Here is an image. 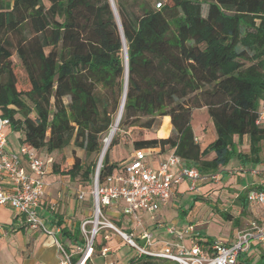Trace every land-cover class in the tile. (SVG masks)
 I'll use <instances>...</instances> for the list:
<instances>
[{"label":"trees","instance_id":"trees-1","mask_svg":"<svg viewBox=\"0 0 264 264\" xmlns=\"http://www.w3.org/2000/svg\"><path fill=\"white\" fill-rule=\"evenodd\" d=\"M160 3L156 8L150 0H0V115L9 120L8 139L17 134L21 147L52 160V175L78 180L91 194L98 163L85 164L76 152L101 154V141L124 102L100 183L126 163L110 161L123 128L153 135L135 140L133 154L175 153L203 176L223 173L234 158L243 165L264 164V123L257 125L264 105V0ZM15 54L28 88L19 86ZM202 108L216 133L206 147L195 142L192 129L193 111ZM165 117L172 133L160 138L171 127L162 125ZM245 138L249 153L241 151ZM70 147L74 162L61 169L53 156ZM250 189L239 196L240 214L249 208ZM221 215L239 224L231 211ZM106 233L95 237L86 264H98L95 258L111 248ZM74 235L75 242L85 243L80 226ZM125 245L137 253L124 264H178ZM263 247L254 243L239 264H264Z\"/></svg>","mask_w":264,"mask_h":264},{"label":"built area","instance_id":"built-area-1","mask_svg":"<svg viewBox=\"0 0 264 264\" xmlns=\"http://www.w3.org/2000/svg\"><path fill=\"white\" fill-rule=\"evenodd\" d=\"M160 6L161 3H158L157 7ZM263 123L264 105L257 125ZM8 125L9 120L0 115V210L9 208L17 213L22 227L40 230L49 237H54L55 244L63 254L60 264H84L92 257L95 237L103 229H112L142 254L178 264H239L242 254L248 252L254 243L264 244V164L253 166L248 171L241 168L242 173L249 174L254 179V183L248 185L251 189L247 193V200L249 205L260 210L261 216L246 229L239 231L231 243L215 238L209 243L200 244L195 227L189 226L178 233V243L167 242L161 251L150 249L154 244L153 235L147 229H144L141 239L149 249L138 244L133 234L124 233L106 217L107 209L123 206L124 214L137 226L143 227L141 216L148 214L156 221L160 205L171 200L175 187L187 183L190 191H197L200 182H220L223 176L222 172L203 176L175 153H170L158 167L153 168L146 160V153L136 152L130 162L124 164L120 171H116L103 183L99 181L102 165L97 169L91 192L94 214L81 224L85 243L78 245L76 251L70 252L56 238V235L61 233V228L49 226L40 216L47 187L45 179L52 171V160L41 157L27 147H21L19 153L9 152L6 149ZM195 142L201 144L198 138H195ZM85 194L79 193L78 199L83 200ZM168 232L175 234V229L169 228ZM188 239L191 241L190 245L185 242ZM109 251L110 249H103L102 255L106 256ZM77 255L80 256L79 260L74 263L72 259Z\"/></svg>","mask_w":264,"mask_h":264},{"label":"rangeland","instance_id":"rangeland-1","mask_svg":"<svg viewBox=\"0 0 264 264\" xmlns=\"http://www.w3.org/2000/svg\"><path fill=\"white\" fill-rule=\"evenodd\" d=\"M150 1L156 8L157 4L162 2V0ZM132 10L136 11L135 9ZM207 10L208 6L205 5L203 7L204 16H206ZM12 59L15 70L17 71L19 86L22 88H28L29 80L21 59L16 54ZM118 116H115V121L111 130H113ZM192 129L196 138L201 141L202 147H206L216 139L215 126L206 108L193 111ZM118 130L119 128H117L116 131ZM152 132H157V129L154 128ZM119 133L121 135L120 144L110 151V158H113L114 160H119L122 154H125V156L128 157L130 153L133 152V142L135 140L139 138L149 139L153 136L151 134L137 135V132L131 133L130 130H127L126 128L121 129V132ZM10 141L13 145L9 144L8 139L7 150L14 151V143L20 146L17 134H11ZM235 141H239L238 136L235 137ZM101 144L102 147L105 148L104 140L101 141ZM110 144L111 142L109 143L106 152L108 151ZM249 146V139L245 138L244 144L241 146V151L249 153ZM72 150L73 148L70 147L61 153L54 154L53 157L55 158V161L60 164L61 169H66L73 164L74 158ZM43 154H45V152H43ZM76 155L85 164H90L91 162H97L99 164L101 157V154L88 155L84 150H77ZM161 156L164 155L147 154L146 160L151 167L156 168L159 164V157ZM262 157H264V152L262 153ZM252 167L253 166L251 165H243L237 158H234L225 167V171L222 173L224 178L222 181L201 184V187H199L197 191H190L187 183L182 184L180 186L181 196L176 200L171 199L169 201L170 203L168 202L171 206L165 210L160 209L159 211L160 214H162L159 221L162 223L158 222L164 224V226L162 228H157L154 221H152V225H149L150 223H145L146 226H150L148 231L153 234L152 240L156 242L157 238L163 237L166 241H177V235L180 231L189 226H193L196 229V233L200 235V238L203 241L208 238L232 241L239 231L246 229L250 223L256 221L259 217L260 211L257 207L251 205H249V208L245 213L240 214L242 206L240 204L239 196L247 191L246 189L248 188L249 182L253 180L251 175H245L242 173L241 168L248 171ZM45 182L50 185L51 191L54 192L53 196L56 200H64L65 198L67 201L69 200L72 202L71 208H76L78 213L77 216L80 219L83 218L86 221L93 217L92 195L86 188L83 189V187H81L82 185L78 180L73 181L67 177H58L53 174V176L46 178ZM78 191H83L88 194H85V200H79L76 198L79 195L77 193ZM224 211H231L234 215L233 217H238L239 224L235 225L233 222L225 220L221 215ZM105 214L108 219L112 218L111 214H108L107 211H105ZM17 217V213L13 210H8V212H2L0 214V220L4 219L7 223V225L3 226L6 227V231L8 232L7 235L1 234L0 232V264H46L39 256V249L45 245V239L49 236L40 230L38 232L42 234L38 235H36L38 232H35L34 230L29 231L27 236L22 232L14 233L11 224L14 219H17ZM41 218L44 220L42 216ZM8 219H11V221H8ZM123 219L125 222L128 221L130 226H137L135 222L130 220V218L124 214V212ZM175 220H178V222L176 223ZM169 228L175 229V234L169 233ZM140 229L139 226L136 227V231L139 232ZM106 234L110 239L108 241L111 251H109L107 256H102L100 258L96 257V263L109 264L111 262H123L126 261V258L129 259L131 256L136 255V250L126 246L125 243H127V241L120 235L116 234L112 229H107ZM38 237L40 240L35 243ZM80 237V239H82L84 236L82 235ZM135 241L144 246L142 241L140 243L137 239H135ZM187 242L188 243L186 244L190 245V239H188ZM158 246V248H161L164 246V242L159 243ZM70 250L76 251V249L69 248V251ZM60 255L63 256L61 252Z\"/></svg>","mask_w":264,"mask_h":264},{"label":"crops","instance_id":"crops-1","mask_svg":"<svg viewBox=\"0 0 264 264\" xmlns=\"http://www.w3.org/2000/svg\"><path fill=\"white\" fill-rule=\"evenodd\" d=\"M165 122H168L171 127H170L169 133H168V135L166 137H160L158 135V132H157V136L160 137V138H167L172 133V124H171L170 117H165L163 119V124ZM9 144L13 145L11 143L10 139H9ZM14 145H15V147H14L15 150L14 151H9L8 150V151L11 152V153H19L21 146L15 144V143H14ZM158 155H164V156L159 157L158 162L160 164V162L164 161L168 157L169 154L168 153H163V154H158ZM133 156H134L133 152L130 153V155L128 157H126L125 154H122L120 156L119 160H114L113 158H110V161L111 162H116V161H122V160L126 159V163L125 164H127L128 162H130V160L133 158ZM159 164H158V166H159ZM27 170L29 171L28 167H27ZM223 171H225V169H223ZM51 176H53V175L50 172V174H48V176L46 178H49ZM205 183L207 184L208 181L200 182L199 187H201V184L203 185ZM252 183H254V179L249 182V184H252ZM180 186H177V187L174 188L173 196L171 198L172 200L173 199L176 200V199H178L181 196ZM82 192L83 191H78L77 193L79 194V193H82ZM53 195H54V192L51 191L50 185L47 184L45 195H44V198L42 200V207L40 209V215L44 218V221L49 226H51V227H60L61 228V233L57 234L56 238L62 244H64L65 247L68 250H69V248L70 249H76V247L79 245L78 244L79 242H75V235L74 234L77 231V229L79 228V226H81V224L85 221V219H83V218L80 219L77 216L78 213H77L76 208L75 209L71 208V203H72L71 201H69V200L67 201V199H65V198H64V200H60V199L56 200ZM76 198H78V197H76ZM83 200H85V198ZM169 203L161 204L160 208H159V211H160V209L161 210L162 209L165 210V209L169 208L171 206V204L169 205ZM122 205H123V203H122ZM8 210H10V209L9 208H3V209L0 210V214L2 212L3 213L8 212ZM159 211H158V214L156 215V219L157 220L154 221L157 228H159L161 226H164V224H162L160 226V223H162V222L159 221V220H160L162 214H160ZM107 212H108V214H111L112 218H110V220L113 223H115V221L118 222L121 225V229L126 231L128 234H133L134 238L137 239L139 243L142 241L144 243V247L148 248L145 245V241H143L141 239V235L144 232V229H147V230L150 229V226H148V225L146 226L145 223H150L149 225H152V221L153 220L151 219L150 215L143 214L141 216L142 220H143V227H139L141 229L138 232V231H136V227L137 226L136 227H132V226H130L128 221L125 222V220L123 219V206H113L112 208L107 209ZM259 216H261V212H259ZM8 221H11V219H8ZM175 221H176V223L178 222V220H175ZM3 225H7V223L5 222L4 219L0 220V232H1V234L7 235L8 232L6 231V227H4ZM11 225H12L14 233L22 232V233H24L25 236H27L29 231H31V230L33 231L34 230V229L29 228V227H25V226L22 227L20 225V220H19L18 217H17V219L13 220V223ZM34 231L38 232L39 230H34ZM38 234H42V233H40V232L36 233V235H38ZM196 235H198V234L196 233ZM198 236H199V238H197V241H199L201 239L200 235H198ZM235 237H234V239H235ZM234 239L232 241H234ZM38 240H40L39 237L36 239L35 243L38 242ZM227 241H229V240H227ZM232 241H229V242L231 243ZM161 242H164V245L167 242L178 243V241H166V239H163V237H161V238H157L156 242L153 241L154 244H153V246L150 249L154 250V251H161L162 248L164 247V246H162L161 248H158L159 247L158 245ZM186 243H188V242L186 241ZM110 251H111V249H110ZM70 252H72V250H70ZM39 256L46 264H60L62 255H60V251H59L57 245L55 244V238L54 237L50 236V237L45 239V245L39 249Z\"/></svg>","mask_w":264,"mask_h":264},{"label":"water","instance_id":"water-1","mask_svg":"<svg viewBox=\"0 0 264 264\" xmlns=\"http://www.w3.org/2000/svg\"><path fill=\"white\" fill-rule=\"evenodd\" d=\"M111 3H112V5H113V0H111ZM126 62H127V56H126ZM123 108H124V102H123V104H122V107H121V116H119V118L121 119V117H122V113H123ZM119 118H117V120H116V124H115V127H118L119 126ZM112 134H113V130H111L110 131V134H109V136H108V138L109 137H111L112 136ZM104 153H105V148H103V150H102V152H101V157H100V161H99V164H98V168L97 169H99V167L102 165V161H103V158H104Z\"/></svg>","mask_w":264,"mask_h":264},{"label":"bare ground","instance_id":"bare-ground-1","mask_svg":"<svg viewBox=\"0 0 264 264\" xmlns=\"http://www.w3.org/2000/svg\"><path fill=\"white\" fill-rule=\"evenodd\" d=\"M119 116H121V112L119 113ZM119 116H118V118H119ZM120 120H121V119L119 118V122H118V123H120ZM117 128H118V127H115V126H114L112 136L109 137V138H105V139H104L105 153H106V150H107V148H108V146H109V143L112 141V139H113V137H114V135H115V132H116ZM105 153H104V155H105ZM86 262H87V261H85L84 264H86Z\"/></svg>","mask_w":264,"mask_h":264}]
</instances>
